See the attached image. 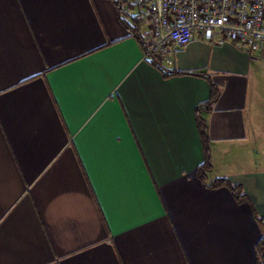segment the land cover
<instances>
[{"label":"crops","instance_id":"crops-1","mask_svg":"<svg viewBox=\"0 0 264 264\" xmlns=\"http://www.w3.org/2000/svg\"><path fill=\"white\" fill-rule=\"evenodd\" d=\"M120 12L148 33L130 2L0 0V264H256L264 60L195 36L154 66Z\"/></svg>","mask_w":264,"mask_h":264},{"label":"built area","instance_id":"built-area-1","mask_svg":"<svg viewBox=\"0 0 264 264\" xmlns=\"http://www.w3.org/2000/svg\"><path fill=\"white\" fill-rule=\"evenodd\" d=\"M148 23L143 57L166 70L173 54L195 36L216 45L230 43L264 60V0H127Z\"/></svg>","mask_w":264,"mask_h":264},{"label":"trees","instance_id":"trees-1","mask_svg":"<svg viewBox=\"0 0 264 264\" xmlns=\"http://www.w3.org/2000/svg\"><path fill=\"white\" fill-rule=\"evenodd\" d=\"M115 3H118V5L128 2L127 0H112ZM119 10L121 11V8L119 7ZM120 18L125 23L126 27L131 31V33L135 36V38L140 42V44L144 47L145 42L149 39V34L142 31V27L144 24V21L142 18L138 15L132 16L127 20L125 16H123V13L120 12ZM151 64L154 66H157V63L154 60H150ZM175 72V71H174ZM173 71H169L167 73H164V76H168L174 73ZM219 95V90L216 86H211L210 88V96L208 99V106L214 102ZM198 129L200 131V139H201V147H202V162L199 164V166L196 169V175L200 180H204L206 178V173L211 169V161H210V147L208 143V138L205 133V126L203 123L202 118L196 114ZM211 187H226L230 190L233 197L238 202H244L247 200V196L244 194L241 185L235 184L230 182L227 178H216L209 184ZM256 221L261 227V235L255 245V252H256V264H264V218L258 217L257 214H255Z\"/></svg>","mask_w":264,"mask_h":264}]
</instances>
